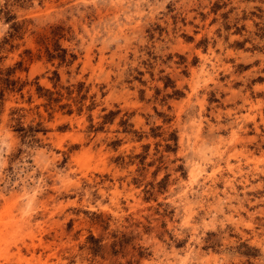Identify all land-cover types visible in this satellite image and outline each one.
<instances>
[{"label": "rangeland", "instance_id": "1", "mask_svg": "<svg viewBox=\"0 0 264 264\" xmlns=\"http://www.w3.org/2000/svg\"><path fill=\"white\" fill-rule=\"evenodd\" d=\"M0 78V264H264V0H0Z\"/></svg>", "mask_w": 264, "mask_h": 264}, {"label": "trees", "instance_id": "2", "mask_svg": "<svg viewBox=\"0 0 264 264\" xmlns=\"http://www.w3.org/2000/svg\"><path fill=\"white\" fill-rule=\"evenodd\" d=\"M0 80H1V78H0ZM9 79L8 78H3V82H4V84L5 85H7L8 83H9ZM0 95H1V90H0ZM18 130L20 131V132H22V137H25L26 135H29V132L32 130V127L30 126V127H19L18 128Z\"/></svg>", "mask_w": 264, "mask_h": 264}]
</instances>
